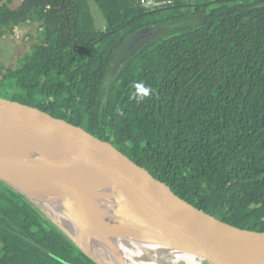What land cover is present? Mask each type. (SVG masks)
<instances>
[{"label": "trees", "instance_id": "1", "mask_svg": "<svg viewBox=\"0 0 264 264\" xmlns=\"http://www.w3.org/2000/svg\"><path fill=\"white\" fill-rule=\"evenodd\" d=\"M15 1L0 0V38L34 23L39 34L15 70L0 62V95L112 140L200 208L264 231V0H172L156 11L141 0H93L104 29L91 0ZM152 24L171 29L130 58L106 93L119 50ZM0 264L97 262L0 180Z\"/></svg>", "mask_w": 264, "mask_h": 264}, {"label": "water", "instance_id": "2", "mask_svg": "<svg viewBox=\"0 0 264 264\" xmlns=\"http://www.w3.org/2000/svg\"><path fill=\"white\" fill-rule=\"evenodd\" d=\"M169 29L168 24H152L133 33L119 50L108 76L118 75L130 58ZM0 144L51 159L72 173L81 186L111 200L136 220L131 224L99 212L0 164V180L31 201L97 264L105 263L58 219L121 247H158L182 264H264V231L241 227L200 208L112 140L80 124L0 95Z\"/></svg>", "mask_w": 264, "mask_h": 264}, {"label": "bare ground", "instance_id": "3", "mask_svg": "<svg viewBox=\"0 0 264 264\" xmlns=\"http://www.w3.org/2000/svg\"><path fill=\"white\" fill-rule=\"evenodd\" d=\"M0 164L17 169L49 188L94 209L134 224L136 220L104 196L81 186L67 169L56 162L18 147L0 144ZM47 209L43 203H39ZM69 232L97 259L105 264H182L167 257L158 247L131 249L94 238L68 222L58 219ZM185 264V263H184ZM193 264V263H186Z\"/></svg>", "mask_w": 264, "mask_h": 264}, {"label": "rangeland", "instance_id": "4", "mask_svg": "<svg viewBox=\"0 0 264 264\" xmlns=\"http://www.w3.org/2000/svg\"><path fill=\"white\" fill-rule=\"evenodd\" d=\"M172 1V0H171ZM22 0H16L12 7L17 8ZM173 2V1H172ZM96 25L99 29H104L107 20L100 7L93 1H90ZM172 4V3H170ZM164 5V6H168ZM162 6V7H164ZM161 7V8H162ZM148 8V7H147ZM152 9V8H150ZM156 10V9H152ZM22 37H17L14 32H8L4 37L0 38V62L6 67L16 69L18 59L20 57L29 58V53L37 40L33 36H38L39 31L37 24H25L21 28ZM15 75V72H7L6 76ZM115 74L108 76L106 87L109 88L110 83L115 79Z\"/></svg>", "mask_w": 264, "mask_h": 264}, {"label": "built area", "instance_id": "5", "mask_svg": "<svg viewBox=\"0 0 264 264\" xmlns=\"http://www.w3.org/2000/svg\"><path fill=\"white\" fill-rule=\"evenodd\" d=\"M172 3L171 0H141V4L145 7L157 9L161 8L164 5ZM24 25L15 26L14 33L17 37H22L21 28Z\"/></svg>", "mask_w": 264, "mask_h": 264}, {"label": "flooded vegetation", "instance_id": "6", "mask_svg": "<svg viewBox=\"0 0 264 264\" xmlns=\"http://www.w3.org/2000/svg\"><path fill=\"white\" fill-rule=\"evenodd\" d=\"M56 67H57L58 70L64 72V68L59 67V66H56ZM55 69H56V68H55ZM89 70H91L92 73H94V72L97 71V70H95V69H93V68H92V69H89ZM80 71H81V72H84L85 69L82 68ZM47 81H48L49 83H52L53 79H52L51 77H47ZM104 90H106V93H108V89H107V87H106V88L104 87ZM55 92H56V93H55ZM55 92H51V93L49 94V96H52V95H53V97L58 96V91L56 90ZM104 96H106V95H104ZM68 103H69V98H68L67 100H66V99H62L61 102L59 103V106L62 108V106H66ZM84 103L88 104V102H86V98H84Z\"/></svg>", "mask_w": 264, "mask_h": 264}]
</instances>
